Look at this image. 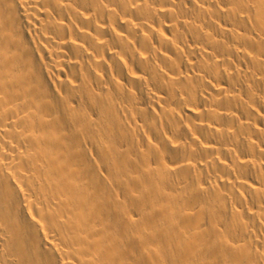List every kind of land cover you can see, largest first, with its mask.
Masks as SVG:
<instances>
[{
  "label": "bare ground",
  "instance_id": "1",
  "mask_svg": "<svg viewBox=\"0 0 264 264\" xmlns=\"http://www.w3.org/2000/svg\"><path fill=\"white\" fill-rule=\"evenodd\" d=\"M0 264H264V0H0Z\"/></svg>",
  "mask_w": 264,
  "mask_h": 264
}]
</instances>
